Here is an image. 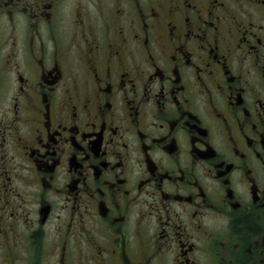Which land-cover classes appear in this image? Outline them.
<instances>
[{
	"label": "flooded vegetation",
	"instance_id": "1",
	"mask_svg": "<svg viewBox=\"0 0 264 264\" xmlns=\"http://www.w3.org/2000/svg\"><path fill=\"white\" fill-rule=\"evenodd\" d=\"M0 177L12 264H264V0H0Z\"/></svg>",
	"mask_w": 264,
	"mask_h": 264
},
{
	"label": "rangeland",
	"instance_id": "2",
	"mask_svg": "<svg viewBox=\"0 0 264 264\" xmlns=\"http://www.w3.org/2000/svg\"><path fill=\"white\" fill-rule=\"evenodd\" d=\"M3 182V179L0 177V185ZM15 186H17L19 188V192L21 197H23L24 201L20 202V207L17 209V212L21 213L22 215H25V217L23 216L20 225H19V234L21 236V238L24 237L25 233L27 234L28 230H27V226L25 224L26 220L28 219V213H29V202H30V195L28 194L29 189L25 188L22 184L21 181L19 180H15ZM25 202V203H24ZM33 206L31 205V208ZM31 216L33 217V214H31ZM20 255L21 257H25L26 255V250L28 249L29 252L32 253L33 248L30 246H26V242L24 239H20ZM14 251L13 250H9L6 248V246H2L0 247V264H12L10 263L12 257H13ZM24 261V259H22L21 263ZM36 264H38V262H36Z\"/></svg>",
	"mask_w": 264,
	"mask_h": 264
}]
</instances>
